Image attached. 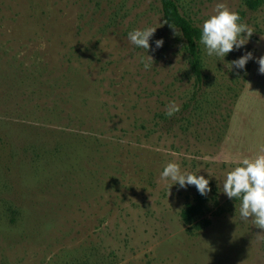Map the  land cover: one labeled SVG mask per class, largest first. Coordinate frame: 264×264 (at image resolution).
<instances>
[{
    "label": "rangeland",
    "instance_id": "1",
    "mask_svg": "<svg viewBox=\"0 0 264 264\" xmlns=\"http://www.w3.org/2000/svg\"><path fill=\"white\" fill-rule=\"evenodd\" d=\"M177 1L198 27L217 2ZM223 2L253 33L203 54L197 91L158 0H0V264H264V230L221 187L264 150V4ZM146 26L148 70L127 39ZM168 162L211 177L192 223L199 192L162 180Z\"/></svg>",
    "mask_w": 264,
    "mask_h": 264
},
{
    "label": "clouds",
    "instance_id": "2",
    "mask_svg": "<svg viewBox=\"0 0 264 264\" xmlns=\"http://www.w3.org/2000/svg\"><path fill=\"white\" fill-rule=\"evenodd\" d=\"M172 27V26H171ZM175 35H183L174 27ZM156 28L146 26L134 28L127 33L128 41L135 47L143 49L145 55L140 57L145 70L153 67V57L149 55L150 44ZM253 33L251 27L241 20L239 13L230 10L223 0H217L213 13L199 25L198 45L202 46V52L206 57L220 58L224 61L228 53L234 49H240ZM163 38L153 41V51L163 46ZM253 54L248 51L239 58L226 62L230 68L243 70ZM258 64V72L264 74V55L255 58ZM174 101L166 106V115L171 116L178 111ZM162 180L175 181L180 189L194 185L200 195H206L211 189L209 178L190 172H181L180 166L175 162H168L160 172ZM173 184V185H174ZM222 192L230 199L239 202L237 209L235 203V214L239 213L240 219L252 223L259 229L264 230V150L254 158H242L238 166L233 167L226 173L222 182ZM257 237L264 236V232L256 234Z\"/></svg>",
    "mask_w": 264,
    "mask_h": 264
},
{
    "label": "trees",
    "instance_id": "3",
    "mask_svg": "<svg viewBox=\"0 0 264 264\" xmlns=\"http://www.w3.org/2000/svg\"><path fill=\"white\" fill-rule=\"evenodd\" d=\"M158 2L165 23L170 28L174 27L179 33L183 34L181 39L184 51L187 54V63L194 78V86L197 91H200L205 84L206 74L202 46L197 43L199 27L182 11L177 0H158ZM243 3L248 11L254 12L264 4V0H243ZM203 199L204 195L198 193L197 202L186 205L181 213L184 222L192 223L202 213Z\"/></svg>",
    "mask_w": 264,
    "mask_h": 264
}]
</instances>
